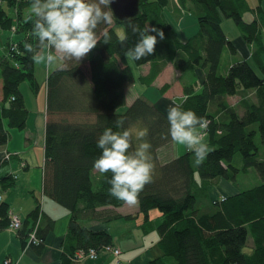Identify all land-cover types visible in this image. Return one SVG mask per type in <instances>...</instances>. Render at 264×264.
Returning a JSON list of instances; mask_svg holds the SVG:
<instances>
[{"label":"trees","instance_id":"16d2710c","mask_svg":"<svg viewBox=\"0 0 264 264\" xmlns=\"http://www.w3.org/2000/svg\"><path fill=\"white\" fill-rule=\"evenodd\" d=\"M168 2L140 0L139 13L130 20L140 28L151 24L164 32L165 55L174 60L177 70L191 74L196 69L202 72L204 80L200 89L184 87L185 95L176 104L209 122L205 132L210 150L205 160L197 165L189 151L175 159L158 162L159 150L171 142L170 137L161 138L168 131L169 107L162 111L140 98L127 106L126 90L136 80L147 87L152 85L161 70L159 55L155 50L153 55L132 62L136 67L150 65L147 75L135 78L124 51L134 46L138 36L132 34L128 21L114 19L113 23L100 26L110 36L107 43L101 36L96 47L78 64L70 62L69 70L55 69L47 76L42 195L68 212L67 230L73 252L113 246L105 230L91 229L78 222L83 215L104 223L123 218L101 210L124 205L108 194L107 180L111 173L99 176L98 185L92 184L93 164L101 154L97 140L106 128L113 132L131 130L134 149L138 143L136 132L147 129L146 140L152 146L153 182L139 194L138 205L146 223L149 211L157 209L160 213L159 221L154 225L147 223V227L157 233V245L162 252V257L149 264H166V260L171 264H264V160L259 157L260 151H264L263 17L260 21L244 22L242 13L248 10L246 0H176L179 10L195 15L199 28L196 37L177 44L164 16ZM30 4L31 0H0V33L7 34L8 38L17 37L15 41H8L4 55L0 56V148L8 143L10 129L26 128L28 110L20 84L26 81L33 95L39 90L32 54L23 46L25 42L36 45L35 37L29 35L31 12L24 14ZM223 20H231L242 40L250 48L254 44V48L250 49V60L235 63L226 74L220 75L218 67L224 49L232 55L236 53L234 44L222 31ZM116 26L123 28L127 40L118 37ZM12 43H16L14 52L10 51ZM178 51L184 54V59L176 57ZM81 62L88 63V76ZM168 89L166 84L158 92L163 95ZM238 89L255 91L254 102L242 101V115L227 101ZM121 117L125 118L124 125L117 128L115 121ZM236 153L242 159L240 169L232 165ZM6 154L9 157L4 156L2 165L15 155ZM25 166V162L19 163L20 169ZM250 169L255 170L260 185L211 201L212 213L200 211L199 195L212 181L234 182L239 173L246 174ZM16 179V174L9 173L0 182L8 191L15 187ZM1 199L0 195V231L8 228L10 217L8 206ZM56 223L37 201L14 233L25 248L29 233L35 230L42 243L28 247L40 255Z\"/></svg>","mask_w":264,"mask_h":264},{"label":"crops","instance_id":"0c3cea01","mask_svg":"<svg viewBox=\"0 0 264 264\" xmlns=\"http://www.w3.org/2000/svg\"><path fill=\"white\" fill-rule=\"evenodd\" d=\"M246 3L248 5V10H245L242 13L244 21L247 23H250L253 20L260 21V17H263L261 20L263 21L264 0H246ZM164 16L165 20L171 27L170 32L173 38L176 42H178L177 44H185L187 40L196 37L199 28L194 14L187 10H179L176 0H169L167 6L164 8ZM229 21L230 20H223L221 23L224 35L227 40L234 44L236 49L235 55L230 57L228 60V69L235 63L250 60V49L254 48V44L250 48V45L246 44L242 40L238 28L235 26L236 29H233ZM226 30L229 31L232 36H228L226 34ZM262 36L264 44V33ZM8 37L9 36L7 34L0 33V55L5 53L6 44L10 39H13L14 41L17 39L16 37ZM196 40L200 39L196 38ZM162 42V46L165 48V43L163 40ZM226 50L228 54H230L228 49H224L222 57ZM181 53L182 52L178 51L176 57H184V54ZM162 57V60L160 57L158 59L161 70L151 85L153 88H156L157 86L160 87L164 83L170 86L173 71H176L174 60L167 59L165 54ZM262 61L264 63V56L262 57ZM129 66L133 72L135 70L137 73L136 78L147 75L150 70L149 64L136 67L132 62H130ZM46 71L47 69H45V73ZM180 74H182V72H180ZM221 75H224V73ZM180 77H183V74L180 75ZM203 80L204 76L202 72L196 69L192 75L191 83L190 80H187L183 86H191L195 88V90H199ZM139 85L142 88L141 91L138 90L141 92L140 94H147L148 87L142 85L141 83H139ZM242 90L243 89H238L234 96L227 99L228 104H232L231 106L239 115H242L244 112L242 101H252L251 99L255 96V91ZM39 93L40 89L36 95L32 94V96L37 100ZM174 96L177 97V95ZM127 98L128 97L126 96V104ZM173 98L174 97L171 98V96L165 97V99L170 101ZM234 98L236 99L235 102L230 103L229 100ZM42 99L43 103L41 102L40 104H35V109H27L28 118L26 128L24 130L10 129V138L8 143L0 148V178L7 177L9 173L17 175L15 187L11 190H4L3 184L0 182V195L2 197L1 201L3 200V202L8 206L10 213L18 214L21 220H24L26 216L34 210L37 201L40 202L42 210L47 212L50 217L57 222L56 227L55 230L47 236L46 241L44 242L43 251L40 255L36 254L34 250L28 246L23 248L17 235L8 228L1 230L0 264H3L4 259L7 257L10 258L13 264H112L115 261L114 257L102 250H98V256L95 260L76 257V253L79 250L76 252L72 251L73 242L67 230L68 212L63 208L60 209L61 207L56 206L42 195L46 125V88L44 90V95H42ZM149 101L162 111H164V108L167 107V104L164 106L163 104L154 103V101L151 100ZM205 142H207L206 136ZM7 152L15 155L8 163L2 165L1 160H3ZM186 152H189V150H185V147L178 146L173 143L170 150V157L166 160L175 159ZM166 154L167 152L163 153L164 157H167ZM259 157L261 160H264V151H260ZM22 161L26 163V166L20 169L19 163ZM235 167L240 169L242 165L239 163ZM93 172L97 173L95 170H93ZM253 172L254 171L250 169L246 174L239 173L234 182L224 179H216L206 187L204 193L208 195L211 201H215L222 196L228 198L249 190L261 184L260 178ZM248 177L250 178L247 179ZM101 210H104L103 212L112 211L114 214L120 215V217H134L131 220L120 218L121 220L117 219L104 223L102 220L87 219L88 216L83 215L78 221L82 226H86L91 229H102L110 235L112 245L121 250V254L119 255V264H149L151 260L162 257V252L157 245V233L155 230H150L147 227V223L154 225L159 221L160 213L158 211H150L148 213V222L146 223L144 216L139 212L138 204L131 207L123 205L116 209L108 207ZM200 211L212 213V211H205L201 208ZM132 221L135 229H130L129 227V222ZM118 222H124V225L121 227L122 229H125L124 231H120L118 229ZM115 223H117V226ZM166 264H171V262L166 260Z\"/></svg>","mask_w":264,"mask_h":264},{"label":"clouds","instance_id":"9594fccd","mask_svg":"<svg viewBox=\"0 0 264 264\" xmlns=\"http://www.w3.org/2000/svg\"><path fill=\"white\" fill-rule=\"evenodd\" d=\"M112 2L31 0L29 20H32V29L29 35L35 37L36 45L34 47L32 43L25 42V51L32 54L31 59L37 65L55 66L59 71L69 70V63L82 61L96 47L101 36L105 43L110 39L107 31L100 26L114 22L110 9ZM128 22L132 34L138 39L134 46L124 51L126 60L137 62L153 55L157 43L165 39L164 32L154 26L140 28L131 20ZM123 39L127 40V36ZM167 121V134H162L161 138L170 137L175 145L187 148L193 153L195 163L200 165L210 150L205 142L209 122L191 110H184L180 104L167 109ZM124 122L123 117L117 119L116 127L122 128ZM146 137L147 129L137 131L135 138L138 143L133 149L131 130L113 132L111 128H106L96 144L101 154L94 161V170L101 175L111 173V178L107 180L109 196L129 207L139 203V194L153 182L152 146Z\"/></svg>","mask_w":264,"mask_h":264},{"label":"rangeland","instance_id":"374dc122","mask_svg":"<svg viewBox=\"0 0 264 264\" xmlns=\"http://www.w3.org/2000/svg\"><path fill=\"white\" fill-rule=\"evenodd\" d=\"M28 12H31L30 8L25 10L24 14L26 15ZM194 17H195V15H194ZM244 22H246V21H244ZM229 23L232 25L233 29H236L234 23L231 20L229 21ZM148 25L151 26V24H148ZM231 31H233V30H231ZM115 32H116V34L118 35L119 38H123L124 37V30H123L122 27L116 26L115 27ZM149 34L155 35V33H149ZM226 34L228 36H230V35L232 36V34H230L229 31H227V30H226ZM158 41H159V38H158ZM162 45H163V42L159 41L157 43V45L155 46V50L158 53V55H159L161 60L163 59L162 56L165 54V48ZM232 56L233 55L232 54H228V52L226 50L225 54L221 58L220 65L218 67V73L220 75L222 73H224V74L227 73V71H228L227 70L228 69V60ZM165 61H167V60H165ZM80 65L82 66L83 72L88 76V73H87L88 72V63L87 62H81ZM45 69H47L46 73H45ZM55 69H56L55 66L46 67L43 64H40V65L35 64V81H36V83L39 86L38 88L40 89L39 97H38L37 100L32 96L31 89H30V87H29V85H28V83L26 81H24V82H22L20 84L19 90H20V93L22 94V96L24 98V104H25L26 109L33 110V109H35V104H38V103L40 104L41 102L43 103L42 95H44V90L46 88L45 77L47 79V76L50 74V72L54 71ZM175 70L176 71H173V74L171 76L172 82H170V84L172 85V88H171V85H170L168 91L165 92L163 95L158 92V89H160L162 86L166 85L165 83L162 86H160V87L157 86L156 88H153V86L148 87L147 94H143L142 95V94H140L141 93L140 91H141L142 88L140 87L139 82L136 80V82L126 90V96L128 97L126 105L130 106L136 99L140 98V99H144L145 101H147L149 103H150L149 100H151V101H154V103H160V104H163L164 106H165V104H167L168 107H170L171 105L174 106V104H176V101L178 102L184 97L185 93L183 91L184 90L183 84L187 80H190V83H191L192 75H193V74L185 71V72H182L183 77H180V75H182V74H180V71L178 72L177 68ZM133 73H134V76L136 78L137 77V73L135 72V70H134ZM151 88H153V89H151ZM193 89L195 90V88H193ZM138 90H140V91H138ZM165 94L168 97L171 96V98L172 97H174V98L171 101L167 100V99H165V97H167ZM174 95H177V97H175ZM235 100L236 99L234 98V99H231L229 101H230V103H234ZM251 100L254 102L255 101V96ZM172 144L173 143L170 142L169 144H167L166 146L162 147L159 150V152H158L159 156L157 157L159 163L165 162V160L170 157V150H171ZM185 150H188V149L185 148ZM164 152H167V154H166L167 157H164V155H163ZM241 161H242V159H241L240 154L236 153L233 156L232 165L236 166L239 163H241V165H242ZM252 171H254L253 173H256L255 170L252 169ZM99 176L101 177V174L93 172V175H92V184H93V186L98 185V177ZM249 178L250 177H248L247 179H249ZM198 201L200 202V207L202 209H204L205 211H212L213 205L211 203V200L209 199L208 195H206L204 192L200 193ZM60 209H62V208H60ZM209 209H211V210H209ZM151 211H158V210L157 209H153ZM130 214H132V213H130ZM109 215H110V213L108 214V216ZM124 217H126V216H124ZM124 217H123V219H125ZM133 218L134 217L132 216V218L125 219V220H131ZM123 223L124 222H118V229L120 231H124L125 230L124 228L123 229L121 228L122 225H124ZM129 223H130L129 224L130 229H135L133 221L129 222ZM115 225L117 226V223H115ZM114 234H115V232H114Z\"/></svg>","mask_w":264,"mask_h":264},{"label":"built area","instance_id":"2783aa9c","mask_svg":"<svg viewBox=\"0 0 264 264\" xmlns=\"http://www.w3.org/2000/svg\"><path fill=\"white\" fill-rule=\"evenodd\" d=\"M13 28L11 29V32H13ZM11 48L10 51H16V43H12L11 44ZM4 55V54H3ZM2 56V55H0ZM205 136H207L206 132H205ZM5 158L9 157V154L5 155ZM21 222L22 220L20 219V217L17 214H13L10 213V217H9V225H8V229L12 232H15L16 230H18L21 227ZM28 245H35L38 246L39 244L42 243V240L38 239L35 235V230H33L31 233H29V238H28ZM100 250L111 254L115 257V261L112 264H119V254H120V250L118 248H114V247H110V246H104L102 247ZM98 256V251L94 250V249H89L87 252L84 251H77L76 253V257L78 258H87L89 260H95ZM3 264H13L11 262V260L9 259H4Z\"/></svg>","mask_w":264,"mask_h":264},{"label":"water","instance_id":"95a60500","mask_svg":"<svg viewBox=\"0 0 264 264\" xmlns=\"http://www.w3.org/2000/svg\"><path fill=\"white\" fill-rule=\"evenodd\" d=\"M140 0H113L110 9L113 12L114 19L119 22H126L139 13Z\"/></svg>","mask_w":264,"mask_h":264},{"label":"bare ground","instance_id":"6f19581e","mask_svg":"<svg viewBox=\"0 0 264 264\" xmlns=\"http://www.w3.org/2000/svg\"><path fill=\"white\" fill-rule=\"evenodd\" d=\"M112 247H114V248H117V247H115V246H112ZM119 249V248H118ZM120 250V249H119ZM120 254H121V250H120ZM119 254V255H120ZM109 255H111V254H109ZM111 256H113V255H111ZM114 257V256H113ZM114 260H115V257H114Z\"/></svg>","mask_w":264,"mask_h":264}]
</instances>
